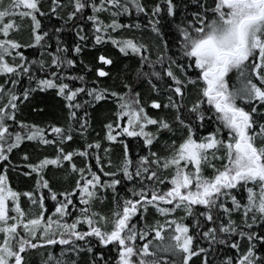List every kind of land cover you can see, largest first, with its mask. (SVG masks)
Instances as JSON below:
<instances>
[{
	"label": "snow or ice",
	"instance_id": "snow-or-ice-1",
	"mask_svg": "<svg viewBox=\"0 0 264 264\" xmlns=\"http://www.w3.org/2000/svg\"><path fill=\"white\" fill-rule=\"evenodd\" d=\"M133 10L148 19L151 45L121 35L141 28L120 22ZM42 18L61 23L45 28ZM25 21L28 42L14 36ZM90 43H110L130 63L105 49L85 66L91 81L69 72ZM49 91L64 102L67 127L20 119L22 106ZM108 101L105 139L124 155L112 172L99 141L69 150L74 131L87 133L89 109ZM125 137L147 153L135 166ZM26 141L54 154L33 160ZM62 168L79 176L71 189L47 178ZM9 172L33 187L17 190ZM122 181L132 184L124 196ZM217 244L235 250L219 264H264V0H0V264H217Z\"/></svg>",
	"mask_w": 264,
	"mask_h": 264
},
{
	"label": "trees",
	"instance_id": "trees-1",
	"mask_svg": "<svg viewBox=\"0 0 264 264\" xmlns=\"http://www.w3.org/2000/svg\"><path fill=\"white\" fill-rule=\"evenodd\" d=\"M145 2L148 4L149 7H151L153 0H145ZM4 3L8 4L9 0H4ZM45 9H47V4L45 5ZM16 22L18 24L21 23L19 19H17ZM42 22L45 28L49 29L52 28V26L54 25L59 26V24L61 23L60 21H56L55 19L48 20L45 18H42ZM120 22L126 24H141L140 29L132 28L121 30L122 36H134L137 41L144 42L149 45L153 43L154 37L150 31V28L148 27V19L143 15L137 16L135 11L133 10L131 16L120 17ZM162 23H166V21H162ZM85 30L90 31V26L86 25ZM14 36L15 38L20 39L24 42L29 41V29L27 21L22 23L21 31L19 33H14ZM63 40L69 47H71L73 44L74 36L70 31L66 29L65 34L63 36ZM54 46L55 41L53 39V47ZM105 49H107L112 54L113 58H120L123 61V63L120 65L121 67H123L124 64L130 63V61L121 57L118 52V49L112 47L110 43H106L102 46L96 47H92L90 43L89 47L86 48L84 53L79 58H77V67L74 70L68 69V71L72 72L73 74L85 75L86 79L88 81H91L92 79H94V76L92 73H88L86 71L85 66H92L93 55L98 56L99 54H102ZM24 53L26 56L29 57V59H39L40 57L39 50L34 48L24 49ZM80 60H83V64L80 63ZM99 83L100 86H104L105 84L109 86L112 85V81L106 80L104 78H102ZM63 103L64 102L61 100V98L57 97L52 91H49L47 93H41L39 96L36 97L35 101H33L32 104H26L22 106V113L20 114V119L24 120L28 124L34 123L45 128H47V126L50 124L67 127V124L69 123L66 119L67 109L63 107ZM33 104L37 105L39 108H42L44 111H33ZM114 109L115 105L112 101L104 103L102 107L97 106L95 110L89 109L91 115L89 119V127L87 133L84 137H82L78 134L77 131H74V140L69 145V150H78L82 148L85 143L99 141L102 147L100 150L97 151L96 154L101 157L104 170L110 172L118 171L124 159L122 145L119 143H110L105 139V133L107 130L104 125L110 122L111 119L114 117ZM148 111L152 115L156 114L155 110H152L150 108L148 109ZM161 115H164V113H161ZM78 127V125H74L75 129H78ZM213 127L214 125L209 123L204 129H201L200 132L201 134H207V132L212 130ZM118 139L120 138L118 137ZM124 139L127 143H129V156L133 160V166H135L137 162V154L139 153L140 155H145L147 153L142 149L141 141H138L136 138L128 137H125ZM105 148L109 149L107 153L104 151ZM154 150L163 152V143L157 146ZM22 152H27L32 157V159L35 160L37 155H53L54 147L48 146L46 148H36L33 142L26 141L25 144L22 145ZM22 152H17L13 156L14 162H19L20 155L22 154ZM109 160L111 161V166H109ZM75 162L77 163L78 167H83L85 165L84 158L77 157L75 158ZM90 163L92 164L93 171H96L98 175H101L102 180L109 179L108 177H104L103 174L99 171L95 159H92ZM21 167L23 166L21 165ZM9 177L13 187L20 191L31 189L35 183V181L31 177L23 176L22 173L9 172ZM47 178L50 179L51 183L53 184V187L56 190H68L75 185V181L79 178V176L78 174L71 173L70 169L62 168L58 171L54 170L53 172H49ZM131 186L132 184L130 182L122 181V183L117 186V190L120 195L124 196L128 194L127 189ZM108 195L109 197L111 196V191H109ZM52 203L53 202L50 200L46 201V204L49 208H51ZM96 210L107 212V209L100 204L96 205ZM157 218L158 217L154 216L153 214H150L148 217L150 222H154ZM241 244L243 245V242H241ZM214 247L217 249V264H219L220 260L226 259L228 256H232L235 253V250L231 249L229 246L226 245L217 244ZM103 251L105 253V256L109 255V252L106 249ZM112 255H114V253H112ZM36 264H39L38 258H36Z\"/></svg>",
	"mask_w": 264,
	"mask_h": 264
}]
</instances>
